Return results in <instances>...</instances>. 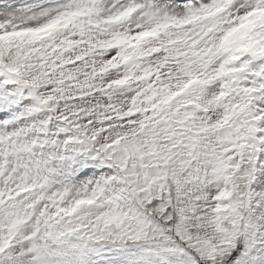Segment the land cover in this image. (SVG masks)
Masks as SVG:
<instances>
[{
	"label": "snow or ice",
	"instance_id": "snow-or-ice-1",
	"mask_svg": "<svg viewBox=\"0 0 264 264\" xmlns=\"http://www.w3.org/2000/svg\"><path fill=\"white\" fill-rule=\"evenodd\" d=\"M0 264H264V0H0Z\"/></svg>",
	"mask_w": 264,
	"mask_h": 264
}]
</instances>
